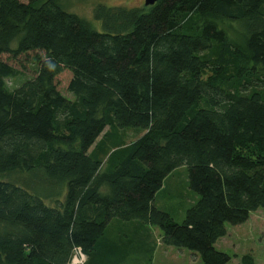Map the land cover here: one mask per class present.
<instances>
[{"label": "trees", "instance_id": "trees-1", "mask_svg": "<svg viewBox=\"0 0 264 264\" xmlns=\"http://www.w3.org/2000/svg\"><path fill=\"white\" fill-rule=\"evenodd\" d=\"M94 18L102 31L57 0H0V264H72L79 250L125 264L114 221L234 264L217 242L264 209V0L99 4ZM107 129L144 134L99 151ZM182 167L198 198L180 224L156 202Z\"/></svg>", "mask_w": 264, "mask_h": 264}, {"label": "rangeland", "instance_id": "rangeland-1", "mask_svg": "<svg viewBox=\"0 0 264 264\" xmlns=\"http://www.w3.org/2000/svg\"><path fill=\"white\" fill-rule=\"evenodd\" d=\"M28 3L29 0H21ZM59 5L67 12L77 15L86 20L92 28L102 31L101 24L94 18V10L97 5L104 4L109 7H126V8H142L145 9V0H57ZM220 27L226 31L233 43L242 45L244 37L238 30L235 23L229 21H221ZM21 37L15 40L13 47H17ZM212 50L208 56H215ZM217 52V51H216ZM31 64L28 63L26 69L18 68L22 75L9 81L11 88L19 87L26 78L32 76ZM70 75L63 74L60 81V89L65 97L74 100V96L67 91V84ZM144 134L142 129H128L111 131L106 133L99 139L97 150L101 149L104 139L106 148L112 149L114 145L119 143L122 145H130ZM107 136V137H106ZM103 141V142H102ZM108 149V150H109ZM198 195L190 189L189 175L187 167L178 169L166 181L162 192L157 197L156 205L160 210H164L172 215L178 222L183 223L185 214L197 201ZM140 226L139 223L123 224L118 221L111 223L108 228L109 238L125 247L129 257L125 264H202L199 256H195L187 249H178L175 247H164L162 244V231L157 227ZM142 229H146L144 234ZM228 234L220 239L216 247L218 250L232 256L234 264H240L245 255L253 257L255 264H264V209L253 213L249 221L243 225L233 226L227 225ZM148 233V234H147ZM144 246H141L142 243ZM159 246L160 250L156 249ZM87 257L79 250L75 253L72 264H86Z\"/></svg>", "mask_w": 264, "mask_h": 264}, {"label": "water", "instance_id": "water-1", "mask_svg": "<svg viewBox=\"0 0 264 264\" xmlns=\"http://www.w3.org/2000/svg\"><path fill=\"white\" fill-rule=\"evenodd\" d=\"M159 1L160 0H145V5L146 7H151V6H154Z\"/></svg>", "mask_w": 264, "mask_h": 264}, {"label": "crops", "instance_id": "crops-1", "mask_svg": "<svg viewBox=\"0 0 264 264\" xmlns=\"http://www.w3.org/2000/svg\"><path fill=\"white\" fill-rule=\"evenodd\" d=\"M165 184H166V182H165ZM165 186V185H164ZM162 192V191H161ZM160 192V193H161ZM159 196V195H158ZM141 226V225H140ZM142 228H145L144 226L142 227ZM142 232L144 233V234H146V232H147V230L146 229H142ZM148 234V233H147ZM144 242L141 244V246H144ZM164 247H167V246H165V245H163ZM125 248V247H124ZM168 248V247H167ZM123 249V248H122ZM156 249H158V250H160V247L159 246H157L156 247Z\"/></svg>", "mask_w": 264, "mask_h": 264}]
</instances>
